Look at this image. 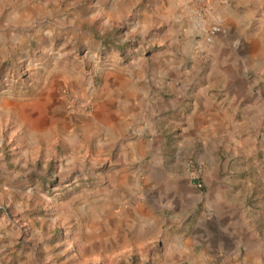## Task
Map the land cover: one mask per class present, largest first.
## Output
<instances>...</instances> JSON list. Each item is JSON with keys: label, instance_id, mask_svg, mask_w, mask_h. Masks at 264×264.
I'll list each match as a JSON object with an SVG mask.
<instances>
[{"label": "rangeland", "instance_id": "rangeland-1", "mask_svg": "<svg viewBox=\"0 0 264 264\" xmlns=\"http://www.w3.org/2000/svg\"><path fill=\"white\" fill-rule=\"evenodd\" d=\"M174 1L188 26L178 36L167 32L173 13L149 10L151 0H0V264L170 263L163 234L146 245L105 241L100 250L88 239L98 203L110 208L109 160L119 153L104 144L107 128L96 122L111 107L108 97L131 82L149 112L166 117L185 116L196 91L206 88L214 111L205 150L179 147L178 134L166 127L172 146L160 153L161 171L171 181L182 173L173 157L178 148L201 194L185 213L210 212L204 192L211 171L218 176L213 186H224L227 197L235 190L249 207L241 217L264 242V0H240L241 10H252L249 19L240 14V39L222 41L221 32L209 44L194 34L186 3ZM239 41L253 51L244 65L250 82H225L224 52ZM19 96L33 99L37 115L24 112ZM54 99L67 121H52Z\"/></svg>", "mask_w": 264, "mask_h": 264}, {"label": "crops", "instance_id": "crops-1", "mask_svg": "<svg viewBox=\"0 0 264 264\" xmlns=\"http://www.w3.org/2000/svg\"><path fill=\"white\" fill-rule=\"evenodd\" d=\"M209 1L222 16L226 27L223 35H219L222 41L236 36L240 39V14L249 19L252 16L250 6L244 5L241 10L240 0H234L233 4L231 0ZM149 6V10H157V13H173L176 20L171 28L167 27L168 33L178 36L188 31L186 20L174 0H151ZM256 6L258 4L254 8ZM247 46L243 45L240 49V41L233 47L227 46L223 60L225 65L222 66L225 82H250L246 79L244 65L253 51ZM160 65H163L162 62ZM205 89L203 86L196 91L192 108L185 116L175 117L169 112L167 120L168 116L164 113L149 112L133 82L124 84L119 93L108 97L111 107L106 109V114L98 117L96 123L107 128L104 138L109 140L104 144L110 147L116 145L119 153L109 160L114 163L110 172V208L106 210L107 203L101 200L99 210L91 214L93 227L88 239L91 238L95 250H100L105 241L116 247L124 240L129 244L138 241L146 245L163 234L169 245L163 247L162 253L170 258L169 264H264V242L259 239L258 229L251 226L245 216L241 217L249 207L236 200L235 190L230 191L227 197L224 186L211 184L218 176L214 179L209 177L211 171L206 172L205 181L210 188H206L204 199L210 212L192 217L185 213V209L195 203L201 194L191 185L188 169L177 154L178 148L173 150V157L182 173L174 175L171 181L170 176L161 171V160L158 162L162 157L160 153L167 148V144L172 146L166 140V129H174L175 135L178 134L176 143L179 147H186L191 154H198L201 148L205 150L208 137L205 131L214 111ZM18 98L24 99L22 105L27 115H37L38 107L33 99L26 96ZM53 103L58 108H54L56 113L52 112V121H67L69 115L63 114L59 101L54 99ZM236 108H233L234 111ZM147 133H151L150 137L146 136ZM195 159L205 161L204 166H208L203 156L198 155ZM173 181L177 183L173 185ZM227 188L231 189V186ZM167 211H174L175 214L165 213ZM178 221L180 225L186 224L182 230L176 227Z\"/></svg>", "mask_w": 264, "mask_h": 264}, {"label": "built area", "instance_id": "built-area-1", "mask_svg": "<svg viewBox=\"0 0 264 264\" xmlns=\"http://www.w3.org/2000/svg\"><path fill=\"white\" fill-rule=\"evenodd\" d=\"M187 12L191 19L194 34L202 42L212 43L214 38L222 32L223 20L220 14L215 10L209 0H183ZM200 172V169L194 170V174ZM194 186L202 187V180L198 179V174L194 176Z\"/></svg>", "mask_w": 264, "mask_h": 264}]
</instances>
